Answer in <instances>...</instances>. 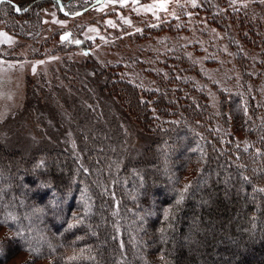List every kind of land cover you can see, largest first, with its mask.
Returning a JSON list of instances; mask_svg holds the SVG:
<instances>
[{"label": "trees", "instance_id": "16d2710c", "mask_svg": "<svg viewBox=\"0 0 264 264\" xmlns=\"http://www.w3.org/2000/svg\"><path fill=\"white\" fill-rule=\"evenodd\" d=\"M3 5L12 20L33 9ZM242 22L256 31L250 19ZM214 24L227 29L224 19ZM190 42L188 52L198 40ZM180 54L183 76L165 65L147 91L119 64L89 60L83 70L93 76L84 80L80 67L63 62V77L79 78L64 105L82 161L61 147L27 156L0 146V222L12 232L0 244L4 256L30 250L47 264H264V117L253 101L222 93L217 114L189 77L200 73V59ZM121 114L149 136L137 156ZM54 120L66 123L57 113ZM141 214L139 233L133 224ZM26 223L42 240L34 250L25 245L33 235Z\"/></svg>", "mask_w": 264, "mask_h": 264}, {"label": "rangeland", "instance_id": "374dc122", "mask_svg": "<svg viewBox=\"0 0 264 264\" xmlns=\"http://www.w3.org/2000/svg\"><path fill=\"white\" fill-rule=\"evenodd\" d=\"M10 1L19 8L33 4V9L12 20L6 7L0 8V146L9 152L30 156L44 146L61 147L82 161L64 105V98L73 95L69 86L79 85V78L63 77L64 61L80 67L84 80L93 76L83 70L89 60L99 66L119 64L123 77L147 91L155 88L165 65L175 76H183L186 68L175 59L187 52L200 59L201 68L189 77L204 88L217 114L222 93L228 98L239 95L244 103L253 101L259 118L264 117V0H66L65 8L56 0ZM215 16L224 19L227 29L214 24L219 21ZM245 18L253 21L256 31L243 24ZM194 37L198 42L188 52L186 45ZM66 40L71 47L64 46ZM80 42L88 49L74 47ZM55 113L64 117V126L56 125ZM118 119L131 153H142L148 134L128 115ZM143 218L141 214V221L133 224L139 233ZM26 224L33 235L24 243L34 250L42 240ZM9 237L12 232L0 222V244ZM29 251L14 250L6 257L0 247V264H47Z\"/></svg>", "mask_w": 264, "mask_h": 264}, {"label": "snow or ice", "instance_id": "6c2138e0", "mask_svg": "<svg viewBox=\"0 0 264 264\" xmlns=\"http://www.w3.org/2000/svg\"><path fill=\"white\" fill-rule=\"evenodd\" d=\"M5 2V0H0V4H2V3H4ZM15 7V10L17 11V12H20L21 11V9L18 7V6H14Z\"/></svg>", "mask_w": 264, "mask_h": 264}]
</instances>
